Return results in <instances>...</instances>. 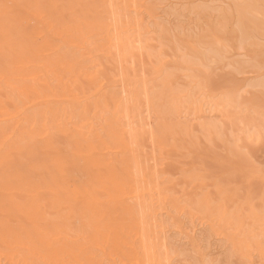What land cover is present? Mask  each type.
<instances>
[{
    "label": "bare ground",
    "instance_id": "obj_1",
    "mask_svg": "<svg viewBox=\"0 0 264 264\" xmlns=\"http://www.w3.org/2000/svg\"><path fill=\"white\" fill-rule=\"evenodd\" d=\"M263 52L264 0H0V264H231L204 229L264 264ZM196 128L224 152L170 235L157 154Z\"/></svg>",
    "mask_w": 264,
    "mask_h": 264
},
{
    "label": "rangeland",
    "instance_id": "obj_2",
    "mask_svg": "<svg viewBox=\"0 0 264 264\" xmlns=\"http://www.w3.org/2000/svg\"><path fill=\"white\" fill-rule=\"evenodd\" d=\"M215 3L216 2L212 3L213 5L207 4L208 6L212 5L209 9L212 10L213 6H215V5L218 6V2L216 4ZM226 4H229V3H226ZM207 5H206V7H208ZM183 14H184V12H183ZM185 16H187V15H185ZM188 17L192 18V17H194V15L193 14L188 15L186 18L184 17L183 19H182V17H180L179 19L180 20L182 19L181 21H184V20L188 21L190 19ZM186 21H184V22H186ZM207 51L210 52L211 50H207ZM206 53H207V55H209V54H212L213 52L209 53V54H208V52H206ZM221 54L222 53L217 54V57L221 58V60L219 58H217V62H216L217 65L215 63L216 66L214 65V68H209V67L207 68L208 71L211 70L209 72H212L211 73L212 75L210 74L212 76V79L215 78V79L219 80L218 78H220L219 76H221V79L223 80L224 77H223L222 73L231 69V66L235 67V68H236V66L237 67H246L252 63V59L250 57H245V56H239V57L235 56L234 57L235 61L233 60V57L232 58L229 57L230 60L228 59V61L225 62L228 57H226L227 55H225V54H224L225 56H223ZM263 57H264V52H263V55L261 54V56H257V59L261 60V62H262V61H264ZM223 60H225L224 63L222 62ZM229 61H231L230 64H233L234 66L230 65L228 63ZM218 62H222V63L220 64ZM262 63L264 64V62H262ZM228 64L230 65V66H228L230 68H228V67L223 68V66H227ZM235 64H236V66H235ZM218 65H219L220 69H219V67L217 68ZM221 65H223V66H221ZM169 71L172 73H176V74L178 73V70H176V69L175 70L171 69ZM230 71H232V69ZM219 72L221 73L220 75H219ZM216 73H218V75ZM215 74H216V77H215ZM181 80H183V79H181ZM178 83L180 85H183L184 80L179 81ZM181 83H183V84H181ZM245 99L246 98L243 97V99H242V96H239L237 98V101H238V103H241V104H243V102L247 103L248 99H246V100ZM259 103H258V107H259V109L260 108L262 109V107H264V106H261V105H263V103L261 101ZM205 119L207 122L214 125L217 130L220 128L219 131H222V129H221L222 126H226V124L222 123V121L219 120V118H217V117H214V118L213 117L212 118L207 117ZM208 119H209V121H208ZM184 124L185 125H183V126H187V121ZM187 127H189V123H188ZM187 129H190V127ZM195 130L192 132H189V135L182 136L180 138H177L176 141H174L175 144L177 145V148L175 151L165 149V150H162V152L157 154V162L159 163L158 169H159L160 175H161L160 176V182L162 183V180L164 181V183L161 184L164 186V188L162 190L168 196L167 202L164 203V206L167 207L168 211L170 212L169 217L166 216V214H163L162 220L164 221L165 225L167 226V229H169V231H168L169 233L167 232V234H170V235L174 234V232H175V226H174L173 220H175V219L180 220V221L184 222L186 225H188L193 220L192 214H194L196 212V206L194 203L192 185L189 182L190 177H192L193 174H195V173L197 174L198 172H199L198 173L199 175H204L207 173L206 171L209 172L208 174H206L207 177H208V175H209V177L214 176V174L216 175L218 173V167L216 166L217 165V158L219 155L223 154V152H224L222 148L216 147L214 149V147H210L207 143L205 144V142H203L202 140H200L199 144H197L198 140L203 138L202 137L203 132L199 128H196ZM166 141H167V143H170L173 140L168 139ZM201 143H203V144L200 145ZM57 145L60 146V148H62L64 154H66L67 151L69 152V148L63 139H61L60 142L58 140ZM64 149H66V151ZM261 166L264 167V159L261 162ZM75 175L77 176L75 179L80 178V175H77V174H75ZM235 180L237 181V179H235ZM183 206L185 207V209L182 211V210H180V207L183 208ZM67 210L68 209H66V210L63 209V210H61V212L63 214L60 213V211H59L58 213H56L57 216L55 213H53V216L51 214V216H52V218L55 217V219H56V217L59 218V216H60L61 217V218H59L60 220L59 219H58V221L56 220L58 223H61V220H62V222H65L64 217H62V215L63 216L66 215L67 214L66 212H68ZM74 215H75V217L79 218V219L75 218V222H73L72 219H70V220L67 219V217H66V223H67V220L69 222V226L67 223V226L69 227L67 232L71 233L74 236L75 235L77 236V234H78L77 232L81 227L82 221L80 220L81 218L79 217V214L76 215V213H75ZM78 222H79V224H78ZM72 223H73V225H72ZM70 225H71L72 229L70 228ZM77 225L78 226L80 225V226L78 227ZM80 231H81V229H80ZM78 235H80V232ZM203 235H204V238H207L208 236H210L207 240H209L210 243L213 244L211 249H212V251L215 250L214 255L218 259L217 261L222 263V262H225V260L227 258L229 260H226V261H228L226 263H229V261L232 260L233 264H237L236 258L230 256L229 249L227 247L221 248V247L217 246L218 242L215 241L216 238H215V236H213V234L210 232L209 229H204ZM169 240H171V242H172V244H170V248L172 250L174 247L175 248L177 247L176 249H178V251L182 250L181 251L182 254H187V253L190 254V252L188 251V250H190V248L185 243H182V244L176 243L177 245L174 244L173 241L176 240V237H173V236L170 237ZM215 247H217V248H215ZM222 260H224V261H222ZM234 261H236V262H234ZM177 264H181V263L177 262ZM255 264H262V263L257 261Z\"/></svg>",
    "mask_w": 264,
    "mask_h": 264
}]
</instances>
